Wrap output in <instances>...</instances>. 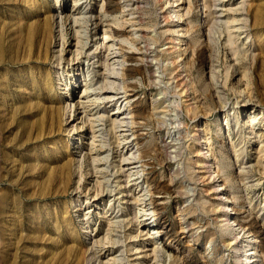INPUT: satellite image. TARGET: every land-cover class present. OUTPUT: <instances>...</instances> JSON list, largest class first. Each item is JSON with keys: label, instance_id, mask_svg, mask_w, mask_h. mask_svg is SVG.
<instances>
[{"label": "rangeland", "instance_id": "obj_1", "mask_svg": "<svg viewBox=\"0 0 264 264\" xmlns=\"http://www.w3.org/2000/svg\"><path fill=\"white\" fill-rule=\"evenodd\" d=\"M0 264H264V0H0Z\"/></svg>", "mask_w": 264, "mask_h": 264}, {"label": "bare ground", "instance_id": "obj_2", "mask_svg": "<svg viewBox=\"0 0 264 264\" xmlns=\"http://www.w3.org/2000/svg\"><path fill=\"white\" fill-rule=\"evenodd\" d=\"M173 2L175 3L176 2V0H173ZM179 4V3H178ZM175 6H176V4H175ZM241 6H242V2H241ZM180 9V8H179ZM85 10V9H84ZM85 12L86 13H88V12H90V9H89V11H88V9H86L85 10ZM176 13H177V15L178 16H180L181 14H180V12H179V10H177L176 11ZM240 20H242V21H245L246 20V18L245 17H242V18H239ZM206 24V23H205ZM239 24V23H238ZM140 32V31H139ZM121 52V51H120ZM144 59V58H143ZM146 60V59H145ZM144 61V60H143ZM112 72H114V73H119V77H120V82L119 83H121V88H122V91L124 92V94H127V90H126V86H125V84H124V75H123V73L120 71L119 72V70L118 71H115V70H113ZM125 74V73H124ZM112 75V74H111ZM105 76V79L106 78H108L109 76H110V74H108V75H104ZM117 78H119L118 76H116ZM127 77V76H126ZM159 77V76H158ZM156 79V78H155ZM105 81V80H104ZM160 81V80H159ZM130 83V82H129ZM103 90V89H102ZM128 95L129 94H127L126 95V97H128ZM245 102V101H244ZM69 104V103H68ZM127 108L125 107V104H123L122 106H118L117 108H116V110H115V113H119V114H122V116L120 117V121L122 122V123H133V120L131 119V115L130 116H127V114H126V110ZM124 114V115H123ZM177 115V114H176ZM251 122L253 121V120H250ZM249 122V121H248ZM125 124V125H126ZM131 127V126H130ZM122 129V128H121ZM206 142H208V141H206ZM133 153V152H132ZM246 250V249H245ZM251 256V255H250Z\"/></svg>", "mask_w": 264, "mask_h": 264}]
</instances>
